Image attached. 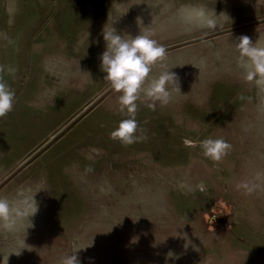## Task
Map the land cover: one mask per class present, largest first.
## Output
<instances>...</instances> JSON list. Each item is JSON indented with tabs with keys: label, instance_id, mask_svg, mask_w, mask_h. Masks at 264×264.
<instances>
[{
	"label": "rangeland",
	"instance_id": "obj_1",
	"mask_svg": "<svg viewBox=\"0 0 264 264\" xmlns=\"http://www.w3.org/2000/svg\"><path fill=\"white\" fill-rule=\"evenodd\" d=\"M193 6L227 18L186 25ZM105 26L151 33L167 50L152 75L169 69L180 90L155 110L138 101L147 140L130 146L110 138L126 116L101 69ZM241 35L264 41V0H0L15 92L0 196L37 206L0 229V264H58L76 248L80 264H264V94L243 79ZM208 137L233 145L219 163L199 147Z\"/></svg>",
	"mask_w": 264,
	"mask_h": 264
},
{
	"label": "clouds",
	"instance_id": "obj_2",
	"mask_svg": "<svg viewBox=\"0 0 264 264\" xmlns=\"http://www.w3.org/2000/svg\"><path fill=\"white\" fill-rule=\"evenodd\" d=\"M226 17L225 14L220 16ZM214 11L209 13L203 6L186 8L182 13V21L189 26L215 30L218 18ZM227 18V17H226ZM103 39L106 42L105 51L101 55V69L106 73L104 80L108 81L111 89L118 94V111L125 115L115 130L111 131L110 138L119 141L123 146H130L136 142L147 140L145 135H137L139 129L136 114L138 101H150L147 107L155 110L156 103L167 105L171 100V91L179 90L177 77L171 71L165 70L157 76L152 72L157 64H162L167 58L164 45L152 38L151 33H140L135 37L117 34L114 27L103 29ZM238 53L237 63L243 72V79L256 86L264 94V41L258 39L253 42L250 37L241 35L238 43L233 45ZM5 69L0 66V118L6 117L12 110L15 92L5 81ZM15 69L9 67L7 72L14 74ZM180 91V90H179ZM243 99V97H241ZM185 146H194L193 141L185 139ZM199 147L204 157L219 163L233 149V145L226 139L208 137L199 141ZM91 171V169H87ZM257 186L250 181H243L237 185L246 194H251ZM37 212L33 197L23 201H13L0 196V229L14 230L18 220L29 217ZM61 257L58 264H80L75 253ZM19 254V253H17ZM172 253H168L171 257ZM3 264H8V255H4Z\"/></svg>",
	"mask_w": 264,
	"mask_h": 264
}]
</instances>
